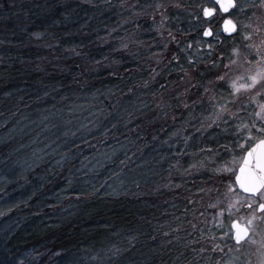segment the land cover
I'll use <instances>...</instances> for the list:
<instances>
[{
    "label": "trees",
    "instance_id": "1",
    "mask_svg": "<svg viewBox=\"0 0 264 264\" xmlns=\"http://www.w3.org/2000/svg\"><path fill=\"white\" fill-rule=\"evenodd\" d=\"M205 1L183 0L193 7L171 9L168 24L180 39L193 34L197 43L199 36L203 38L204 24L189 13L198 11L201 3L208 5ZM121 2L0 0V152L18 149V158L31 164L22 176L0 178V260L8 256L13 264H89L90 256H103L114 245L125 244L132 232L143 252H182L191 261L193 253L183 247L185 243L198 239L203 243L219 235L210 230L215 223L211 209L205 211L208 223L198 213L194 221L203 236L200 231L188 235L193 230L187 221L193 214L185 211V198L189 189L194 192L217 182L214 157L200 149L223 153L222 146H231L233 136L222 129L201 135L187 122L190 111L174 98L185 85L176 70L170 77L162 71L167 61L157 65L152 59L158 49L140 48L135 56L117 50L120 37L135 30L133 24L123 25L129 13ZM139 23L144 28L137 35L151 39L145 31L150 20L140 18ZM114 28L118 31L109 36ZM170 47L178 50L175 44ZM132 50L137 51L135 45ZM180 52L181 63L187 66L189 52ZM205 65L211 63L203 60L198 67L207 79H214L215 69ZM153 68L161 72L155 81ZM113 71L119 78L109 74ZM146 81L148 88L142 87ZM160 84L167 88L162 90ZM129 88L134 91L129 93ZM161 95L171 105L169 115L160 112L153 122L145 120L144 113L151 115ZM173 111L176 120L171 118ZM193 135L186 152L179 155L184 137ZM129 148V155L135 156L131 171H125L119 161ZM239 151L226 158H237ZM177 160L180 167L170 174L169 166ZM201 161L206 162L204 167L184 174L189 165ZM129 176L140 181L138 189L128 182ZM122 184L130 189L127 194L113 190ZM178 226L182 230L172 233ZM164 232L172 234L166 238ZM211 255L199 264H209ZM249 259L255 264V255Z\"/></svg>",
    "mask_w": 264,
    "mask_h": 264
},
{
    "label": "snow or ice",
    "instance_id": "2",
    "mask_svg": "<svg viewBox=\"0 0 264 264\" xmlns=\"http://www.w3.org/2000/svg\"><path fill=\"white\" fill-rule=\"evenodd\" d=\"M121 7L129 13L124 17L123 25L133 24L135 30L128 32L125 37H120V47L117 50L135 56L140 48L158 49L152 53V59L157 65L167 61L162 71H167L170 77L172 70H176L180 73L181 83L185 85L184 91L174 98L182 104L185 111H190L192 118L187 122L201 135L209 130L222 129L231 134L233 140L231 146H222L223 153L212 148L200 149L202 153L206 152L214 157L212 164L215 165L214 172L218 176L217 182L211 186L206 184L204 187H197L194 192L189 189V196L185 198V211H191L193 214L192 220L187 221L193 231L188 232V235L200 231L203 236L204 230L194 221L198 220V213L199 217L204 218L202 222L208 223L205 216L207 209L212 210V219L215 222L210 230H218L219 235H212L203 243L199 239L185 243L183 247L191 248L193 253L191 261H188L182 252L177 255H161L156 249L143 252L137 247V236L129 232L125 244L114 245L103 256L100 253L90 256L89 264H199L209 252L212 254L207 257L209 264H253L249 259L252 255L256 257L255 264H264V0H209L208 5L201 3L198 11L189 13L194 15L198 22L208 25L202 28L203 37L219 39L221 45L227 40L232 41L227 56H212L213 44H208V56L212 57V63L205 67L215 69L211 73L214 79H207L198 67V64L203 63V58L199 61L189 58L185 66L176 51L170 47L175 44L181 52L194 47L193 43L188 42L186 48H181L180 45L184 41L178 39L168 24L171 9L193 5H185L183 0H122ZM140 18H145L146 22L150 20L145 31L151 35V39L144 40L137 35V31L144 28L139 23ZM213 21H216L215 27ZM117 31L118 29L114 28L108 35L112 36ZM133 45L136 46V52L132 50ZM100 64V61L96 62L95 70L99 71ZM151 72V81L161 75L155 68ZM109 74L119 78L114 71ZM204 79H207V83L203 82ZM142 87L148 88L149 82H144ZM160 88L166 89L167 85L160 84ZM128 91L131 93L134 89L129 88ZM170 107L161 95L156 109H150L151 115L144 113V118L153 122L159 118L160 112L167 117ZM145 108H148V105H145ZM197 109H200V116L196 115ZM171 118L177 119L175 111ZM179 118L183 120L184 114L181 113ZM108 131L110 130H105V135ZM153 139L156 137L153 136ZM190 139H195V136L184 137L185 148L179 155L186 152ZM237 148L244 153L242 163L236 161L234 156L232 160L226 158ZM130 151V148L125 149V158L119 161L125 171H131L129 163L135 156V153L129 155ZM18 154L19 150L15 148L0 152V178L22 176L25 168H31V164L27 160L21 161ZM33 156L39 158L35 153ZM205 164L204 161L191 164L184 169V174L192 175L193 170L198 171ZM236 166L239 167V174L235 171ZM179 167L177 160L176 163L170 164L168 171L171 174L173 169L178 170ZM232 176H235L234 181ZM128 182L134 184L137 189L140 187V181L135 177L129 176ZM179 187L181 185H176V188ZM113 190H123L125 194L130 191L127 184ZM205 197L209 198L206 207ZM181 230L178 226L172 229V233ZM172 233L164 232L163 235L167 238ZM176 239L179 241V236ZM167 244L171 246L172 240L168 239ZM196 245H199V248ZM246 245L250 246L252 251H248ZM246 251L248 255H245ZM165 256H168V259H165ZM0 264H13V261L6 256L0 260Z\"/></svg>",
    "mask_w": 264,
    "mask_h": 264
},
{
    "label": "rangeland",
    "instance_id": "3",
    "mask_svg": "<svg viewBox=\"0 0 264 264\" xmlns=\"http://www.w3.org/2000/svg\"><path fill=\"white\" fill-rule=\"evenodd\" d=\"M205 2H207V0ZM213 23H215V21H213ZM205 25H207V24H204L202 26V28ZM193 38H195L193 34H190V36L185 35L184 38L183 37L181 38L182 41H184V43L180 45L181 48H186V45H187L188 42H191L194 45V50L193 49L188 50V52H189L188 53V59L189 58H192V59H196V58L199 59L200 58V60H201L203 58V60H208L209 63H212V57L208 56V51H209L208 44L209 43H212L213 44V53H212V56H215V57H219L221 55L227 56L229 54V52H230L229 45L232 43L231 40H227L226 41V43L228 44V46H226V48H225L226 51L225 52H222V45H221L219 39H213V38L204 39V38H201L199 36L198 38L200 39V42L199 43H194L196 41ZM178 39H180L179 36H178ZM179 52H180V50L178 48V50L176 51V53H177L178 56H179ZM239 152H240V154L235 159H236V161H238L240 163L244 153H242L241 151H239ZM232 158H233V156H232ZM237 167L238 166L235 167V171H236ZM246 246H248V245H246Z\"/></svg>",
    "mask_w": 264,
    "mask_h": 264
},
{
    "label": "water",
    "instance_id": "4",
    "mask_svg": "<svg viewBox=\"0 0 264 264\" xmlns=\"http://www.w3.org/2000/svg\"><path fill=\"white\" fill-rule=\"evenodd\" d=\"M205 27H207V26H205ZM201 36L203 37L202 32H201ZM203 38L207 39L206 37H203ZM240 163H242V159H241V162ZM236 173L239 174V167H237ZM234 180H235V176H234Z\"/></svg>",
    "mask_w": 264,
    "mask_h": 264
},
{
    "label": "flooded vegetation",
    "instance_id": "5",
    "mask_svg": "<svg viewBox=\"0 0 264 264\" xmlns=\"http://www.w3.org/2000/svg\"><path fill=\"white\" fill-rule=\"evenodd\" d=\"M217 19H219V17H217ZM215 25H216V21H215V23H213V27H215ZM206 26H208V25H206ZM207 39H209V38H207Z\"/></svg>",
    "mask_w": 264,
    "mask_h": 264
}]
</instances>
